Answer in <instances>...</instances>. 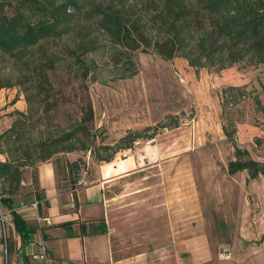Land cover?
<instances>
[{
	"label": "rangeland",
	"instance_id": "rangeland-1",
	"mask_svg": "<svg viewBox=\"0 0 264 264\" xmlns=\"http://www.w3.org/2000/svg\"><path fill=\"white\" fill-rule=\"evenodd\" d=\"M14 5L15 0H0V14L9 15ZM60 44V41L50 42L53 48ZM134 59L137 72L130 78L108 80L109 74L103 72L100 78L104 84L86 82L96 134L103 132L101 137L96 135V143L111 147L100 151L94 146V157L89 151L67 153V158L79 159L74 191L95 179L97 168L110 159L114 162L131 156H154L156 167L142 165L147 170L152 169L148 172L149 177L133 180V184L124 185V188L125 191L138 189L134 190L135 200L127 203L128 215L133 214L129 219L145 224L141 229L151 232L156 241L142 242L133 226L128 231L134 233L116 240L117 249L133 254L141 249H151L153 244L162 245L167 187L174 188L177 193L176 209L181 211L175 214L177 222L191 224L187 227V230L191 229L190 241L198 242L197 245L180 243L184 242L182 235L176 244V255L172 254L174 264L195 262L196 251L211 253L222 260L227 255L231 258V254L243 256L247 244L263 246L264 116L259 109L263 104L260 85H264V66L241 62L218 72L200 69L195 73L181 57L165 61L154 53L137 52ZM3 63L4 58L0 55V67ZM227 86H237L243 96L239 95L236 104H225L221 110V101L224 103L227 98L222 90ZM25 108L23 94L17 85L2 87L0 132L10 125L16 110L24 112ZM41 109L39 107V111ZM58 109L57 112L62 107ZM67 110L70 113L76 111L71 106ZM222 124L232 140L223 134ZM129 131L138 132L139 137H134L128 148H123L133 135L119 140ZM29 153L35 155L32 148ZM66 156L56 153L52 158L64 162ZM4 159L0 150V161ZM230 167L238 170L231 172ZM57 181L60 188L69 190L64 176L58 174ZM21 182L15 186L0 180V195L9 196L16 203H30L31 190ZM257 223L258 228L255 227ZM179 224L177 229H183ZM245 229L254 234L243 237L241 231ZM9 240L11 245V233ZM54 247L61 249L60 245ZM38 251L40 249L35 247L27 254L30 264L58 261H45L37 256ZM189 252L193 254L192 258ZM169 261L171 264V257Z\"/></svg>",
	"mask_w": 264,
	"mask_h": 264
},
{
	"label": "trees",
	"instance_id": "trees-1",
	"mask_svg": "<svg viewBox=\"0 0 264 264\" xmlns=\"http://www.w3.org/2000/svg\"><path fill=\"white\" fill-rule=\"evenodd\" d=\"M52 41L61 44L53 48ZM137 52L154 53L165 61L181 57L195 73L218 72L241 62L264 66V0H15L9 15L0 14L4 58L0 89L17 85L26 108L16 110L10 125L0 132V150L5 155L0 180L19 185L22 170L30 168L29 186L38 209L37 165L56 153L80 150L93 155L94 146L100 151L110 149L96 143V135L101 137L103 132L96 134L86 82L104 84L103 72L109 74L108 80L132 77L137 72ZM260 88L259 110L264 116V85ZM222 91L227 98L221 101V110L225 104H236L240 88L227 86ZM68 106L76 111L70 113ZM56 107L62 109L57 112ZM221 129L232 140L223 124ZM130 134L123 148L139 137L129 131L119 142ZM64 163V178L76 207L73 186L79 159H64ZM0 204L9 212L18 236L16 252L22 264H30L23 249L36 230L46 240L45 227L26 222L11 197L0 195ZM73 223L67 220L52 227L63 228L70 236ZM83 223L78 224L80 236L86 234ZM9 235L6 253L13 251Z\"/></svg>",
	"mask_w": 264,
	"mask_h": 264
},
{
	"label": "crops",
	"instance_id": "crops-1",
	"mask_svg": "<svg viewBox=\"0 0 264 264\" xmlns=\"http://www.w3.org/2000/svg\"><path fill=\"white\" fill-rule=\"evenodd\" d=\"M65 155H67V158L68 154ZM156 159L154 156L151 158L148 155H142L141 157H126L114 162L111 159L108 160L103 166L97 168L95 179L75 189L76 207L73 205L71 191L67 190L66 187L60 188L58 185L57 175H66L65 163L61 159L53 157L37 165L35 171L38 184V209L33 198L28 204L16 202L15 204L17 205V212L26 222L45 227L43 231L47 239L41 240L40 232L36 230L29 236L30 242L25 245L24 253H31L35 247L38 249L43 248L48 256L46 261L58 259L53 264H170V257L172 259L171 264H174L172 254L176 255V244L182 235L185 238L181 240L184 242L180 243L198 244V242L191 243L190 241L191 229L187 230V227H190L191 224H187V221L177 222L175 218V214L181 211L176 209L177 193L174 188L167 187V193H165L166 221H164L162 231V245L155 246L153 244L151 249H141L133 254L124 253V250L117 249L115 246V242L119 240V237L134 233L132 230L128 231V228L133 226L135 229L137 228L135 231L136 236L142 242L151 241L155 243L156 241L152 238L153 234L151 232L141 229L145 224L129 219L133 214L128 215L129 204L127 205V203L131 200L134 201L136 195H134L135 189L125 191L124 188V185L133 184L131 183L133 180L149 177L148 172H152V169L147 170V168L145 169L146 166L142 165L146 163L150 164L149 167L154 168L156 167V164H154ZM67 160L72 159L67 158ZM21 176V183L29 186L31 182L30 168H24ZM117 184L120 186L118 188L114 187ZM0 215L5 220L7 235L11 233L13 251L8 254L9 259L22 264L19 253L16 252L19 239L10 222L11 216L3 206L2 209L0 208ZM67 220L74 221L69 230L70 236H67L65 229L52 227L53 224ZM86 220H91V223ZM81 221L84 222L86 232L82 236L79 235L78 225ZM150 223L149 226L152 227L154 218L150 220ZM177 223H180L179 225H182L184 230L177 229ZM102 227L104 231L100 232L99 230ZM255 227L258 228L260 225L257 223ZM91 231H94V233H90ZM253 234L248 229L241 231L243 237H246L245 235L250 237ZM200 244L202 245L201 242ZM55 245H60L61 249H55ZM196 252L198 253L194 256L197 260L191 262V264H264V243L263 246H255L254 243L247 244L243 256L229 254L231 258H228L227 255V258L225 257L222 260L213 257L208 252ZM189 253V257L192 258L193 254ZM2 256L0 225V264L2 263ZM32 257L35 258L36 254H32ZM239 258L243 261L240 262Z\"/></svg>",
	"mask_w": 264,
	"mask_h": 264
},
{
	"label": "built area",
	"instance_id": "built-area-1",
	"mask_svg": "<svg viewBox=\"0 0 264 264\" xmlns=\"http://www.w3.org/2000/svg\"><path fill=\"white\" fill-rule=\"evenodd\" d=\"M0 225H1V239H2V251H3L1 264H18L16 261L10 260L8 254L6 253L5 238L7 236V230H6L7 227L5 224V220H4L3 216H1V215H0ZM45 255H46L45 250L43 248H41L37 256L46 261L47 257Z\"/></svg>",
	"mask_w": 264,
	"mask_h": 264
},
{
	"label": "water",
	"instance_id": "water-1",
	"mask_svg": "<svg viewBox=\"0 0 264 264\" xmlns=\"http://www.w3.org/2000/svg\"><path fill=\"white\" fill-rule=\"evenodd\" d=\"M59 264H66V263H59Z\"/></svg>",
	"mask_w": 264,
	"mask_h": 264
}]
</instances>
